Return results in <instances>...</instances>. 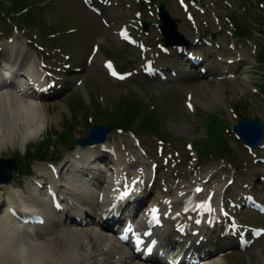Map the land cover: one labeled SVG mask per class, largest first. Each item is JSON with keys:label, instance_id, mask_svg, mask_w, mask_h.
Wrapping results in <instances>:
<instances>
[{"label": "rangeland", "instance_id": "374dc122", "mask_svg": "<svg viewBox=\"0 0 264 264\" xmlns=\"http://www.w3.org/2000/svg\"><path fill=\"white\" fill-rule=\"evenodd\" d=\"M11 1V10L8 9H4V6L1 3L0 0V13L1 11H5L8 14H16V11L19 10L20 8H22L23 6H28V11L25 12L24 14H17L16 16V21L18 23H20L21 25H25L27 27L33 26L35 27L38 32L40 33L41 38L46 41V45L47 44H51V45H59L60 42L59 39H48L47 35L50 31H55L56 28L55 27H51L50 24L51 23H55V21H51V11L53 12L52 9H54L53 7H51L50 4H45V3H41V0H10ZM12 10L14 12H12ZM59 19L62 21V26H65V19L64 17L61 15V13L58 11L57 14ZM0 21H4V18L1 16L0 17ZM71 25H75L76 24H71ZM78 27V26H77ZM79 28V27H78ZM212 31H215V28L212 29ZM103 33L105 36H107V38L109 40H112V38H114V35L112 34V31H107L106 27L103 25ZM82 34L81 29L73 35H69L66 36L69 44L75 48L78 49V40L80 38ZM218 39H220V41L225 42L227 37L225 36V34H220L217 36ZM149 40L152 42H155L157 40V36L152 34L149 35ZM112 51H117V55L119 54V61L120 64L126 65V63L130 62V60H133L134 58L137 59L135 62L138 63V59H139V52L132 49H128L127 46H121V48L118 49V46H116L115 44L112 45ZM111 47L110 42L107 44L106 46ZM83 48V47H82ZM85 48L82 49L83 53H86V50H84ZM130 50V51H129ZM126 51V52H125ZM104 54L107 55V51L106 49H104L103 51ZM131 53L133 54V56L131 55ZM127 67V66H126ZM93 78H91L90 80H88V89L89 91H91L94 87V84L97 83L99 84V86H101L100 88H96L95 91L101 93L103 96H105V91L107 92V96L108 98H114V95H110V93L115 92L116 94L118 92H122V88L126 87V84H131L130 82H127L126 84L124 83H113L107 76H104V69H102L100 67V65H96L95 67H93ZM248 74L250 76V81L248 83V85L251 84H256V78H257V74L255 71V68H250L248 70ZM101 81V82H100ZM242 80L241 77H237L236 80H231L228 83V87L226 88V98H228V101L225 104L222 103H218L217 107H213V104H209L208 106L206 105H202L200 106V110H202V112L199 113L198 119L195 122V129L194 131L196 132L193 135H197L198 132H205V128L204 125L207 122L205 119H207V117L212 116L213 114L216 113V111L218 112V108H222L225 110V116L226 118L224 120H226L229 124H233L235 122L234 118L232 117L231 113L225 109L226 107H228L229 105H233V101L237 102V103H241V99H244V102L246 99H249L252 94H250V91L248 89V86H245V84L243 83V85H241ZM101 83V84H100ZM107 85H104V84ZM157 87H159V85H157ZM157 87H153V88H157ZM142 90V91H141ZM141 90H131L128 93H126V95L124 93H119V97L117 98L116 101H108V105L104 106L101 102L97 103V99L96 96L94 95L95 92L91 91L92 94L90 95V104L91 106H89V103L86 101L84 95L80 92L75 93L72 92V95L70 96V98L67 99V104H69L70 106V110L72 112V114L77 111L78 114L83 112V111H79V110H84L87 108H92L94 111H92V114H94L96 116V122L97 123H107L110 119L115 123V125L121 124L124 125L125 128L127 130L129 129H133L135 131L138 132V134H141V132H148L150 134H155L158 131L153 129L154 124H156L155 122H159L161 123V112H158L157 110L151 109L150 110V103L147 101H144L141 99L140 95L146 94V96H149L150 93H152L150 90H148L147 88H141ZM174 90L170 89L168 90L167 94L169 95H173ZM151 99H155L154 96L150 95ZM241 98V99H240ZM97 101V102H96ZM156 101H159L156 99ZM242 102V103H244ZM156 106L160 107V104H157ZM180 106V105H177ZM157 107V108H158ZM262 109L264 108L261 105ZM76 108V109H75ZM167 108V109H166ZM177 107H175L173 110H171L170 108H168L167 104H164L163 107V113L166 117H167V121H169L170 119L173 121H177L180 123H183L186 119V114L183 111H178L176 109ZM162 109V108H161ZM60 111V108L58 105H55V107H50L48 109V112L51 113L52 115H56L58 112ZM87 111V110H85ZM246 111V112H245ZM62 114L64 113V109L61 110ZM242 112L243 115H246L247 117H252L253 115L251 113L248 112V110H246V108H242ZM262 115L264 113V110L261 112ZM170 114V117H168V115ZM87 115H90L87 113ZM66 116H69L66 113ZM76 117H80L79 115H77ZM165 117V119H166ZM85 119V118H84ZM65 121V119L62 117L61 120H57V119H53L49 121V126H51V131L53 133L56 132L57 129L62 128L60 125L62 124V122ZM166 122V120H164ZM219 123L221 124V126H223L224 124L219 121ZM85 122L83 121H79L77 118L74 119V123L73 125L70 124L69 119L67 117L66 122L64 123V128L66 130V133H63L62 136L58 135V138L60 139V141H63L65 139V137H69L71 136L73 129H77V128H81L84 127ZM140 124H144L146 125V127H144V129L140 128ZM171 126L170 124H167V129H169ZM165 128V127H164ZM50 131V130H49ZM168 132V131H167ZM178 133L177 135H174L171 140H173L174 142L177 141V143H180V137H182L183 135H185V133L182 132H175ZM114 139H116V135H114ZM42 138V137H41ZM56 138V136L53 137V142L55 143L56 146L59 147V149H61L62 151H60V153H62L63 151L66 150V144L65 142H60L59 139ZM146 141L148 143H152L154 141H156V138H150L148 136L145 137ZM168 138V137H167ZM123 140V138L119 139L117 138L116 141L117 142H121ZM36 141H38L37 139H30L29 143L26 145V147L21 148L19 145L17 146L16 143V147L15 148H9L7 150V152H3L2 155L7 156V155H12L13 153L17 152L18 150H20V148L22 149V151L26 148H29L30 146L35 147L36 145H33ZM173 145H175V143H172ZM169 147H171V145H169ZM176 147V145H175ZM21 151V150H20ZM59 154V153H58ZM1 155V153H0ZM56 155V154H55ZM54 155V156H55ZM14 157L16 159H20L18 158V156H16V154L14 155ZM21 160V159H20ZM37 163H41V162H33V164H37ZM25 168V167H24ZM26 169V168H25ZM258 248H263L262 244L258 245ZM257 248V249H258ZM253 250L251 252V260L253 264H257L258 259H259V254H257L255 251L257 250ZM229 260L231 263H235V264H244L246 257L245 256H228Z\"/></svg>", "mask_w": 264, "mask_h": 264}, {"label": "bare ground", "instance_id": "6f19581e", "mask_svg": "<svg viewBox=\"0 0 264 264\" xmlns=\"http://www.w3.org/2000/svg\"><path fill=\"white\" fill-rule=\"evenodd\" d=\"M104 13L112 23L121 16L114 10L107 9ZM204 49L207 52H211L212 50V53L215 55L214 48L204 47ZM98 53L100 55V51ZM17 57L24 58L23 55H17ZM215 62L220 64L221 69L219 73L221 74L225 73L227 68H230L227 62H225L227 67H222L221 61L215 60ZM31 68H33V63L31 64ZM4 77L5 75L2 78ZM221 84L218 80L200 82L199 88L203 92H212L217 98H221L222 102H225L228 101L224 91L226 86ZM21 87L22 90H25L21 94L23 96L19 95V93L12 95L9 89L0 92V153H2V150H6L7 146L16 141L18 137H20L18 143L25 146L30 139L37 138L46 130L45 126L48 114L42 105L33 106L30 99L34 98V95L29 91L30 88L26 84H22ZM15 102L22 106L21 110L17 106L12 107ZM169 122L173 132L184 131L182 133L193 134L191 131L194 129V126L191 124L177 126L172 121ZM96 145L101 146L102 144ZM75 149L79 153L91 152L90 147H76ZM142 161L140 160V162ZM38 165L40 173H46L44 165ZM14 187V183H11L9 186L2 185V188L8 192L6 197L10 203H14L17 197L22 198L21 194L14 190ZM173 191V186H170L169 192L164 195H161L159 191L160 198H165L166 196L175 198L176 195ZM85 196L90 197L92 195L87 193ZM75 213L77 214V211ZM66 218L67 220L72 219L70 216ZM3 225L7 230H13L16 234L22 231L17 227H9L6 220L0 216V264H142L136 260L133 261L126 248L119 249L117 244L115 245L111 242L113 237L107 235V238L103 234L97 235L96 232H90L88 228L83 229L82 227H78V229L61 233V236L56 234V239L47 238L45 242L36 236L33 238L23 237L25 241L13 238L9 241L4 234ZM164 233L170 237L167 231H164ZM223 243L224 245H230L225 240H223ZM202 247L200 246V248ZM195 252L198 254V250H195ZM258 253L260 254V261L264 264V248L259 250ZM215 254H218L217 249L213 251L214 256ZM207 264H229V262L226 256H224L223 258H214L213 262Z\"/></svg>", "mask_w": 264, "mask_h": 264}, {"label": "snow or ice", "instance_id": "6c2138e0", "mask_svg": "<svg viewBox=\"0 0 264 264\" xmlns=\"http://www.w3.org/2000/svg\"><path fill=\"white\" fill-rule=\"evenodd\" d=\"M108 67L109 68H111L112 66H111V64H109L108 65ZM113 75H116V73L115 72H113L112 73ZM122 78V77H121ZM138 183H140V181H138V180H134L133 182H132V185H133V187H129L127 184H125V191H123V193L121 194V196H120V199L121 200H123V199H125L126 197H128L130 194H131V192L132 191H134V186L136 185V184H138ZM202 189H197V192H199V191H201ZM201 207H204L205 205H200ZM152 213H153V219L156 221V223H159L160 221H159V218H158V215H157V213H158V209H152ZM225 215H227V213H225ZM128 231L130 232V231H132L130 228L128 229ZM262 234H264V233H262ZM121 239H127V237L126 236H122L121 237ZM147 251L148 252H151L152 251V249L151 248H148L147 249Z\"/></svg>", "mask_w": 264, "mask_h": 264}, {"label": "water", "instance_id": "95a60500", "mask_svg": "<svg viewBox=\"0 0 264 264\" xmlns=\"http://www.w3.org/2000/svg\"><path fill=\"white\" fill-rule=\"evenodd\" d=\"M2 161L4 163H8V165L6 166L4 163H2ZM0 161V182L1 181H8L9 179H11L12 174L11 171L13 168H16V163H14V161L10 160V162L7 160H2ZM12 162V163H11ZM3 170L5 172H3Z\"/></svg>", "mask_w": 264, "mask_h": 264}]
</instances>
